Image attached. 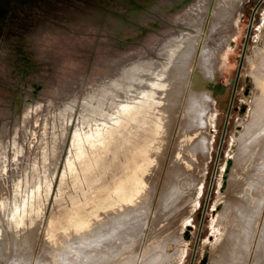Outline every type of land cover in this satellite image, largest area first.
I'll return each instance as SVG.
<instances>
[{"label": "rangeland", "instance_id": "1", "mask_svg": "<svg viewBox=\"0 0 264 264\" xmlns=\"http://www.w3.org/2000/svg\"><path fill=\"white\" fill-rule=\"evenodd\" d=\"M195 2L0 0V131L4 127L7 134L6 145H0V177L8 174L15 151L9 141L13 125L20 136L27 115L29 135L35 106L39 114L48 110L52 116L59 101L74 98L47 140V145L58 142L60 154L41 216H35L41 239L50 217L58 231H67L103 206L114 207L136 181L144 148L159 146L157 161L151 163L152 198L149 190L140 202L143 209L134 211L139 233L131 232L97 256L71 250V255L50 256L49 264H112L107 259L118 254L119 264H264V0H215L209 17L205 6L203 16L190 20L179 39H166L172 46L162 54L165 66L196 59L204 80L205 100L195 99L199 107L193 125H185L183 106L162 126L150 108V120L134 124L130 142H123L81 194L74 193L67 177L84 92L99 78L110 77L116 62L152 47L160 34L180 29L179 19ZM183 49L188 51L178 57ZM97 98L94 105L103 96ZM44 157L43 150L36 168ZM5 221L7 245L0 264L33 262L22 255L11 258L10 219Z\"/></svg>", "mask_w": 264, "mask_h": 264}, {"label": "bare ground", "instance_id": "2", "mask_svg": "<svg viewBox=\"0 0 264 264\" xmlns=\"http://www.w3.org/2000/svg\"><path fill=\"white\" fill-rule=\"evenodd\" d=\"M214 1L205 0L195 5L190 9L187 17L180 18V29L165 33L155 45L150 46L148 49L145 48L144 52L136 53L135 56L116 62L113 68L114 72L110 77L99 78L97 84L91 85L84 92L78 106L79 110L81 109L79 120L73 137L71 136L72 145L66 159L67 177L72 180L70 185L74 189V193L81 194L84 188L89 187L87 185H89L90 179L107 166L108 161L113 158L114 154H117L124 141L131 139L134 124L140 127L150 120V108L156 114V121L159 126L167 125L171 113H176V110L182 108V106L185 109L183 111L185 125H187L186 123L192 124L197 120L195 114L198 110L196 108L199 106L196 105L195 99L205 100L202 96V89L205 84L196 67V59L193 62L190 60L179 65L165 66L166 60L162 57V54L172 46L166 39L170 36H173V40L179 39L190 24V20L203 16L205 6L209 8L207 11L209 17L210 8ZM186 47L189 50V45ZM188 50H181L178 57L183 56ZM149 76H152V78ZM124 78H127L128 82H125ZM110 89L111 92H109ZM99 95H102L103 98L96 101L94 105V99ZM65 99L58 102L56 109H53L52 116H49L48 110H44L39 114L38 108L35 106L29 135L27 134L28 120L24 122L27 115L23 117L19 126L20 136L19 134L16 135L13 125L9 141H11L15 151L9 160L11 166L8 174L0 177V202L5 198L8 201L3 205L0 203V245L2 246L0 254L5 251L7 245L2 222L8 218V221L10 219L11 258L22 255L28 260L29 258L33 259V262L28 261V264H49L51 262L50 256L57 253L59 255L67 253L71 255V250L83 251L88 257L97 256L104 249L117 247L120 240H127V236L131 237V232L136 230L138 234L141 230V225L137 226L135 224L136 226L133 227L134 211L143 209L140 202L149 190H151L152 198L153 189H155L154 184L156 181L151 182L150 177L153 171L151 163L157 161L156 156L159 146L154 145L155 142H152L154 146L143 150L144 164L141 169L136 170V181L132 187L130 186V192L126 197L123 196L118 200L114 207L103 206L99 212L91 214L84 220L76 221L67 231H58L56 225L53 224V218L50 217L47 229L41 239V235L39 236L37 233L39 229L38 218L36 219L35 216H41L44 200L48 198L52 177H54L53 174H55V167L60 154L58 142L54 139L51 144L47 145V140L50 133L55 130V120L59 119L60 116H65V113L71 109V107H68V103L73 101L74 98L67 100V102H65ZM165 118L164 123L162 120ZM187 128L185 127L186 130ZM65 132L63 131L64 135ZM3 133L5 138L2 137ZM6 135L5 130L0 131L1 146L6 145ZM179 137L182 139V133L179 134ZM15 138L19 139V143ZM43 150L45 157L42 166L36 168L41 163V158H38V161L35 158L37 155L40 157ZM50 167H52L51 170ZM159 168L162 169L161 166ZM119 256L120 254L112 256L107 261H111L112 264L116 261L119 264L121 262ZM116 257L120 259V262ZM256 257L257 254H255V259Z\"/></svg>", "mask_w": 264, "mask_h": 264}, {"label": "water", "instance_id": "3", "mask_svg": "<svg viewBox=\"0 0 264 264\" xmlns=\"http://www.w3.org/2000/svg\"><path fill=\"white\" fill-rule=\"evenodd\" d=\"M255 6H256V4L254 5L253 10H252V12H251L250 20H251V18H252V15H253V11H254V9H255ZM249 27H250V21H249V23H248V25H247V28H246V32H245V36H244V41H243V45H242V50H241V54H240V58H239V62H238V68H239V66H240V62H241V59H242V54H243L244 45H245V41H246V37H247V34H248ZM238 68H237V71H236V75H235V77L238 75ZM224 124H225V122H224ZM223 131H224V128L222 129V132H221V137H220V140H219V144H220V142H221V140H222V134H223ZM218 147H219V146H218ZM227 163H228V162H227Z\"/></svg>", "mask_w": 264, "mask_h": 264}, {"label": "flooded vegetation", "instance_id": "4", "mask_svg": "<svg viewBox=\"0 0 264 264\" xmlns=\"http://www.w3.org/2000/svg\"><path fill=\"white\" fill-rule=\"evenodd\" d=\"M201 1H205V0H197V2H195V3H193L189 8H188V13H189V11H190V9H192L195 5H197L198 3H200ZM209 2H210V0H208ZM180 20V19H179ZM172 29V28H171ZM172 30H175V29H172ZM171 31V30H170ZM163 35H161L160 34V37H162ZM34 109H35V107L33 108V112H34ZM23 119V118H22ZM27 119V117H25L24 118V122H25V120ZM24 124V123H23ZM4 130V129H3ZM2 130V131H3ZM2 137L3 138H5V134L3 133V135H2ZM11 142V141H10Z\"/></svg>", "mask_w": 264, "mask_h": 264}]
</instances>
